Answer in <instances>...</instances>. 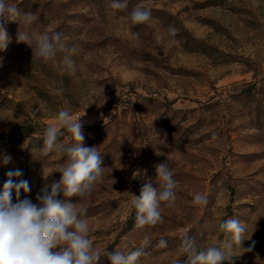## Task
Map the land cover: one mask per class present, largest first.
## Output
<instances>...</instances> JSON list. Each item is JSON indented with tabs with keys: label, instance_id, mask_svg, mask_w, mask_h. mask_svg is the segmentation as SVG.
<instances>
[{
	"label": "rangeland",
	"instance_id": "374dc122",
	"mask_svg": "<svg viewBox=\"0 0 264 264\" xmlns=\"http://www.w3.org/2000/svg\"><path fill=\"white\" fill-rule=\"evenodd\" d=\"M7 2L34 20L5 24L12 43L0 51V189L19 168L30 186L20 199L36 203L63 163L39 155L45 128L61 110L74 119L85 113L83 145L98 148L103 177L87 199L58 198L87 209L96 250H135L147 237L139 264H174L184 259L182 233L200 247L219 246V224L235 218L247 232L232 264H264V0H123V11L111 0ZM137 5L152 10L145 24L129 18ZM18 29L33 47L44 32L62 33L76 48L75 70L61 72L63 53L36 59L31 46L16 43ZM40 105L35 116L26 111ZM21 125L18 141L6 143L3 134ZM61 139L74 142L66 131ZM164 162L177 182L175 205L161 207L162 223L136 229L131 195L149 180L158 187L156 166ZM197 193L206 204H193ZM161 238L166 248L155 247ZM98 264H110L107 255Z\"/></svg>",
	"mask_w": 264,
	"mask_h": 264
},
{
	"label": "clouds",
	"instance_id": "9594fccd",
	"mask_svg": "<svg viewBox=\"0 0 264 264\" xmlns=\"http://www.w3.org/2000/svg\"><path fill=\"white\" fill-rule=\"evenodd\" d=\"M110 8L123 11L127 4L123 0H111ZM128 15L132 24H145L151 19L152 10L137 5ZM33 20L31 12H20L7 0H0V51H6L12 43L5 29L7 22L18 21L20 25L31 24ZM167 31L169 37L174 39L177 33L175 26H169ZM138 37L139 33H135L134 38ZM15 39L16 43L31 46L33 56L43 62L63 53L59 62L61 72L67 74L75 70L72 57L76 48L65 43L62 33L44 32L39 35L34 47L27 32L18 29ZM42 107L40 105L26 111L35 116ZM82 116L74 119L68 110H61L56 116V124L45 128L39 155L48 157L55 154L63 159V163L58 169L61 173L59 181L44 184L36 195V203L27 198L20 199L22 190L24 193L30 192L29 183L21 178L23 171L15 168L6 173L7 179L0 189V264H98L102 254L107 255L110 264H139V258L146 255L144 249L150 244L147 237L135 250H115L112 253L96 250L85 218L87 209L78 207L79 203L58 198L62 194L65 198L78 196L79 201L87 199L103 177L105 168L102 167V156L98 148L83 145L85 137L82 132ZM65 131L71 134L73 143L62 142L61 137ZM212 139H218V134L214 132ZM10 162L11 157L5 156L3 163ZM50 174H43L44 178L47 179ZM156 182L158 187H153L149 180L141 187L139 196L131 195V204L136 212V229L162 223L161 207L171 208L175 205L177 182L167 162L156 166ZM206 203V197L200 193L193 197L194 205ZM218 230L224 237L219 246L213 244L200 247L196 237L187 232L182 233L178 251L184 259H177L174 264H221L225 260L232 264L233 249L240 248L247 228L239 219L229 218L219 224ZM155 247L166 248L167 241L161 238Z\"/></svg>",
	"mask_w": 264,
	"mask_h": 264
},
{
	"label": "trees",
	"instance_id": "16d2710c",
	"mask_svg": "<svg viewBox=\"0 0 264 264\" xmlns=\"http://www.w3.org/2000/svg\"><path fill=\"white\" fill-rule=\"evenodd\" d=\"M23 133V125L15 127L10 133H5L3 136L5 137L6 143H11L18 141V137Z\"/></svg>",
	"mask_w": 264,
	"mask_h": 264
}]
</instances>
